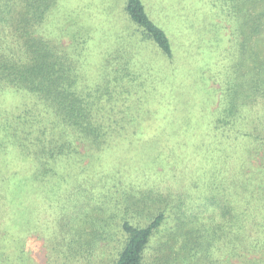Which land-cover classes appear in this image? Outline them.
I'll return each mask as SVG.
<instances>
[{
    "label": "trees",
    "instance_id": "1",
    "mask_svg": "<svg viewBox=\"0 0 264 264\" xmlns=\"http://www.w3.org/2000/svg\"><path fill=\"white\" fill-rule=\"evenodd\" d=\"M86 1L89 2L0 0V94L15 93L22 102L19 112L7 109L8 113L0 103V130L7 134L6 137L14 135L12 143L17 149L8 153L14 158L0 166V179L10 184V175H18L21 177L17 184L23 189L31 193L36 188L49 191L43 199L47 203H39L37 196L1 200L20 205L24 202L34 208L42 205L47 207L46 211L43 207L37 209L46 214L58 212L48 206L63 208L70 205L69 202L75 206V202L90 201L97 202L103 213H108L105 202L112 200L110 192L114 191V186L116 188L112 182H117L121 186L116 190L120 211L112 225L123 247L113 264H143L149 252H157V245L170 247L179 242L186 249L192 230L200 233L206 228L202 225L206 223L201 212L197 210L195 219L191 212L189 192L192 189L202 192L198 197L206 206L222 208V197L216 195V188L222 187V143L214 132H222L225 122L219 114L212 120L214 125L211 121L208 136L204 139L195 137L190 123L197 120V115L195 110L191 115L189 113L191 100L199 108L200 94L184 88L175 91V99L172 97L173 119L165 126L145 124L149 122V107L142 102L139 91L146 84L145 78H141L144 71L138 70L137 66L145 69L148 75L152 65L142 56L139 42L154 44L165 58L164 63H174L175 46L171 34L175 33L176 21L187 19L188 4L180 8L178 2L181 0H171L169 7L164 5V12L156 8L157 16L168 22L163 26L144 0H121L126 20L132 25V37L128 41L129 37L118 34V38H110L104 27L107 18L100 16L104 13V5L95 0L93 6H98L89 7V3H84ZM233 1L222 0L221 6L226 9ZM226 11L231 13L230 9ZM211 20L215 24L214 19ZM203 32L206 28L194 30L193 34L197 38L204 35ZM149 83L156 87L153 82ZM197 126L198 123L195 128ZM144 131L151 137L142 135ZM204 152L210 157L203 159ZM148 153L152 158L177 157L175 162L168 161L170 168L179 167L184 173L185 166L193 168L191 160L198 161L191 172L199 173L194 177L187 175V178L180 175L175 185L157 186V173L147 170V178L153 184L143 192L146 195L144 204L137 209L138 220L127 203L121 204L125 179L117 180L120 177L117 171L126 172L118 166H124L125 170L127 157L132 158V163L137 159V164L142 167ZM17 155L23 159L18 165L15 162ZM159 161L152 164L158 165ZM15 165L19 169H14ZM37 184L41 186L36 187ZM204 188L214 190L205 195ZM51 190L53 194H50ZM150 201L164 205L152 211L148 207ZM78 213L74 210L68 223H73ZM192 222L194 225L188 228ZM216 234L209 231L208 238L215 243L211 246L221 241ZM68 235L70 237L63 236L60 241L62 249L69 254L66 256L73 258L76 252L85 256L83 244L74 243L73 234ZM232 242L233 239H229L224 245L228 248Z\"/></svg>",
    "mask_w": 264,
    "mask_h": 264
},
{
    "label": "rangeland",
    "instance_id": "2",
    "mask_svg": "<svg viewBox=\"0 0 264 264\" xmlns=\"http://www.w3.org/2000/svg\"><path fill=\"white\" fill-rule=\"evenodd\" d=\"M144 1L147 8L150 5L156 16V8L164 12V5L169 7L171 4V0ZM93 2L95 3V0L84 3H89L87 6L95 8L98 4L104 5V13L100 16L102 19L107 18L104 27L110 38H118V34L123 38L129 37L128 41H131L132 25L126 20L121 0H96L98 4L94 6ZM187 4V19L176 21L175 33L171 34L175 46L174 63H164L165 58L160 55L158 47L154 44L139 42L142 56L152 65L148 75L145 69L137 66L138 70L144 71L141 72V78H145L147 85L139 92L142 102L149 107V122L145 124L165 126L173 119L171 110L177 94L175 91L180 92L184 88L192 92L198 91L200 94V99H197L199 108L194 106L196 102L191 100L192 109L189 113L191 115L195 110L197 115V120L190 123L195 137L204 139L208 136L211 121L219 114L222 115L225 127H222V132H214L215 136L221 139L219 143H222V187L216 188V195L220 194L222 197V208L211 204L206 206L203 204L204 200L198 197L202 192L192 189L189 192L191 212L194 219L197 210L201 212L206 223L202 225L206 228L200 233L192 230L186 249L181 247L179 242H174L170 247L157 245V252H149L143 264H264V0H234L226 9L221 6L222 0L178 2L180 8ZM228 9L231 13H227ZM198 17L199 20L196 21ZM157 20L163 26L168 25L160 15ZM205 28V34L196 38L193 31ZM134 38L136 40V37ZM108 42H111V39ZM104 43L105 39L102 48ZM0 103L6 112L7 109L9 112H19L22 105L20 97L11 92L7 95L0 94ZM212 124L214 125L213 121ZM5 135L7 134L0 133V166L14 158L8 153L17 150L12 143L15 140L14 135ZM142 135L151 137L145 131ZM204 153L203 159L210 157L208 152ZM127 158L125 170L124 166H118L126 172L117 171V176H120L117 180L125 179L121 204L127 203L136 213L138 220L140 216L137 209L144 204L146 195L143 192L149 190L153 184V181L147 178V170L157 173V186L175 185L176 178L180 175L187 178V175L194 177L199 173L191 172L198 161L191 160L193 168L185 166V174L179 171V167L170 168L168 161L175 162L177 157L152 158L148 153L145 157L146 163L142 167L137 164V159L132 163V158ZM22 160V157L17 155L15 162L18 165ZM158 160V165L154 166L152 163ZM203 162L204 160L201 163ZM219 167L220 165L217 172ZM16 168L19 169V166L15 165L14 169ZM19 177L21 176L11 174L10 184L0 179V264H113L114 258L123 247V243L117 239L118 234H114L115 227L112 225L113 219L120 211L116 198L119 183L112 182L116 188L114 186V191L110 192L112 200L105 202L108 205V213H103L97 202L87 201L75 202V206L69 202L70 205L63 208L48 206L58 212L46 214L37 209L43 207L46 211L47 207L42 205L34 208L24 205V202L20 205L18 202L1 200L16 196H37L39 203H47L43 199L46 193H49L48 190L36 188V193H31L17 184ZM40 186L41 184H37L36 187ZM213 190L204 188L203 193L208 195ZM50 194H53L52 190ZM163 205L164 203L150 201L148 207L157 211ZM74 210L79 213L75 215L73 223H68ZM193 225L192 222L187 227L191 228ZM209 231L216 232V237L221 240L216 245L211 246L215 243L208 238ZM70 233L73 234L74 243L83 244L85 256L76 254L77 252L74 253L77 256L74 255L73 258L66 256L69 254L62 249L60 241L63 236L70 237ZM103 235L107 238H101ZM229 239H233V242L227 248L224 241ZM160 241L164 242V239L160 237ZM219 245L222 247L219 248Z\"/></svg>",
    "mask_w": 264,
    "mask_h": 264
},
{
    "label": "crops",
    "instance_id": "3",
    "mask_svg": "<svg viewBox=\"0 0 264 264\" xmlns=\"http://www.w3.org/2000/svg\"><path fill=\"white\" fill-rule=\"evenodd\" d=\"M9 202H13V201H9Z\"/></svg>",
    "mask_w": 264,
    "mask_h": 264
}]
</instances>
